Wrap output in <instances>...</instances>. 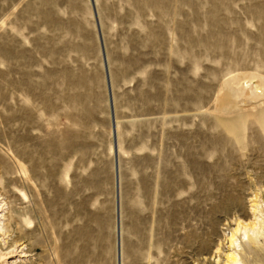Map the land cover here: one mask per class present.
I'll return each mask as SVG.
<instances>
[{
  "label": "rangeland",
  "instance_id": "1",
  "mask_svg": "<svg viewBox=\"0 0 264 264\" xmlns=\"http://www.w3.org/2000/svg\"><path fill=\"white\" fill-rule=\"evenodd\" d=\"M232 253L264 264V0H0V264Z\"/></svg>",
  "mask_w": 264,
  "mask_h": 264
},
{
  "label": "water",
  "instance_id": "2",
  "mask_svg": "<svg viewBox=\"0 0 264 264\" xmlns=\"http://www.w3.org/2000/svg\"><path fill=\"white\" fill-rule=\"evenodd\" d=\"M102 53V52H101ZM102 59H104L102 54ZM104 65V60H103ZM106 88H107V99H108V107H109V115H110V130H111V136H112V152L114 155V169H116V140H115V128H114V120L112 116V100L109 94V86H108V80H106ZM114 185H115V192H114V198H115V211H117L118 208V191H117V178L115 176L114 179Z\"/></svg>",
  "mask_w": 264,
  "mask_h": 264
},
{
  "label": "bare ground",
  "instance_id": "3",
  "mask_svg": "<svg viewBox=\"0 0 264 264\" xmlns=\"http://www.w3.org/2000/svg\"><path fill=\"white\" fill-rule=\"evenodd\" d=\"M115 128H116V126H115ZM254 228H255V224H251V225H248V226H241V227L235 229V232H238V230L240 229V231L243 233L242 236H244L245 231H253ZM230 241H231V244H233L235 242L234 234L231 235ZM226 261H227V264H240V261L237 258V255H235L234 253L229 254L226 257Z\"/></svg>",
  "mask_w": 264,
  "mask_h": 264
}]
</instances>
